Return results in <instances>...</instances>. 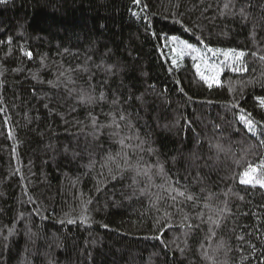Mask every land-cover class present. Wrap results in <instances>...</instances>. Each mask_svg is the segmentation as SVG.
Wrapping results in <instances>:
<instances>
[{"label": "trees", "instance_id": "1", "mask_svg": "<svg viewBox=\"0 0 264 264\" xmlns=\"http://www.w3.org/2000/svg\"><path fill=\"white\" fill-rule=\"evenodd\" d=\"M262 57L264 0H0V264H264Z\"/></svg>", "mask_w": 264, "mask_h": 264}, {"label": "snow or ice", "instance_id": "2", "mask_svg": "<svg viewBox=\"0 0 264 264\" xmlns=\"http://www.w3.org/2000/svg\"><path fill=\"white\" fill-rule=\"evenodd\" d=\"M134 2H135V3H139L140 0H134ZM225 7H227V5H225ZM242 11H243V10H242ZM172 39H173V40H176L177 38H176V37H172ZM186 47H188V48H190V49L192 48L191 45H186ZM192 50H193V51H196V49H192ZM173 51H175V50H173ZM218 51H219V50H218ZM27 55L30 56L31 53H27ZM177 55H181V53H177ZM224 55H225L226 59H227L229 56H231V57H233L234 59L239 60L241 57H243V56L245 55V53H244L243 51L237 52V51L234 50V49H229V50H227L226 52H224ZM261 59H264V57H262ZM172 62L175 64V63H176V60L173 59ZM234 70L239 71L240 69H239V68H234ZM244 70H247V69H244ZM197 71H198V72L200 71V69H199V65H197ZM200 75H201V78H202L203 80H205L206 83H208V86H209V87H212V84H213V83H218L217 75L206 76V75H204L203 73H200ZM102 96H103V94H101V97H102ZM261 104L264 105V98H261ZM123 118H124V117L121 116V119H123ZM241 119L244 120L245 123H246L247 125H249V127L251 126V124H252V121H251V120H248V119H246V118L243 117V116L241 117ZM93 123L95 124V120H93ZM117 126H118V125H117ZM250 130H251V128H250ZM120 143L123 144L124 141L121 140ZM249 171H253V172H254L255 169H252V168L250 167ZM249 171H245V172L243 173V176H249ZM251 182H252L251 180H243V179L241 180V183H251ZM256 183H258V184H260V186L264 187V180H256ZM169 191H176V192H178V195H180V196H185V195H186L184 191H179L178 189H174V188H170ZM171 199L175 200L176 197L173 196V197H171ZM186 199H187V200H193L194 197H193L192 195H187V196H186ZM165 215H168V213H165ZM185 219H187V217H185ZM68 222H69V223H73L74 221H71V220H70V221H68ZM216 223H218V221H217Z\"/></svg>", "mask_w": 264, "mask_h": 264}]
</instances>
